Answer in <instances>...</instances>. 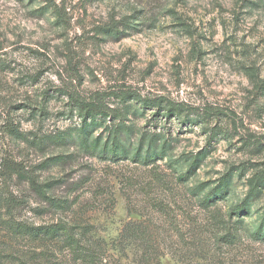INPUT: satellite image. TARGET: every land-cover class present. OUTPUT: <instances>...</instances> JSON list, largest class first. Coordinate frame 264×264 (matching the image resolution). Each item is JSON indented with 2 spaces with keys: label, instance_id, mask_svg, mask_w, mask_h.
Instances as JSON below:
<instances>
[{
  "label": "rangeland",
  "instance_id": "rangeland-1",
  "mask_svg": "<svg viewBox=\"0 0 264 264\" xmlns=\"http://www.w3.org/2000/svg\"><path fill=\"white\" fill-rule=\"evenodd\" d=\"M262 79L264 0H0V264H264V188L250 193L264 173ZM72 96L114 109L92 128L95 151ZM169 102L181 112L169 117ZM62 131L65 143L34 141ZM115 133L127 157L102 152ZM4 159L66 207L2 176ZM227 174L226 195L208 197ZM58 221L94 260L74 259L64 236L12 231Z\"/></svg>",
  "mask_w": 264,
  "mask_h": 264
},
{
  "label": "trees",
  "instance_id": "trees-1",
  "mask_svg": "<svg viewBox=\"0 0 264 264\" xmlns=\"http://www.w3.org/2000/svg\"><path fill=\"white\" fill-rule=\"evenodd\" d=\"M46 9H50L49 5ZM54 9L57 13L58 18H63L61 14V9L58 6H54ZM105 33L111 34L113 37L116 35H119L121 33L118 28H107L104 30ZM122 34V33H121ZM250 76H254L253 70H248L247 72ZM260 87L264 89V79L260 81ZM135 97H140L139 95H135ZM72 100L75 103V105L78 107L80 114L82 116V123L80 127L77 128V132L80 136L81 145L87 149L88 151H95L98 149V147L101 145L100 138L96 137L93 138L92 128H94L97 124V118L98 116H104V117H116L114 113V109L107 106L103 100L101 99H94L92 101H88L83 98H79L78 96H72ZM162 102V101H161ZM182 108L173 104L168 103L166 113L170 117L173 114H176L178 112H181ZM5 128H7V131L18 137V138H25V133L22 132V130L17 126L14 125V123L6 124ZM124 126L120 128V130L116 129V133L123 131ZM110 140V144L108 141L103 143L102 152L106 155H110L112 159H118L121 157V155H125L126 157L130 154L129 148H127L122 142L121 139H119V136L116 135ZM72 133L68 131H62L55 135H48L43 138H40L37 141V144L41 147L45 146L47 142H53V143H65L69 137H71ZM218 135V131L212 132L211 138H214ZM156 154V153H153ZM136 161H140L139 159L141 157V150H138L135 154ZM151 155V154H148ZM206 154L201 151L198 152L194 158L191 159L189 166L185 173L179 176L180 180H187L189 177H191L197 167L200 165V163L205 158ZM149 157V160L152 161L150 156H146L145 159ZM66 159L64 155H57L53 158H50L49 160L54 161H62ZM154 160V159H153ZM146 163V162H145ZM4 168L2 170V176L4 177H10L13 176L18 177L19 179H22L24 181H27V183L30 185L31 189L34 190L37 195H39L42 199L46 200L49 203V206L56 207V208H65L68 200H61L56 199L55 197L51 196L49 194V183L41 182L38 179V176L36 172L32 169H29L23 164L22 162H19L14 159H4V161L1 163ZM231 174L225 175L222 180L219 182L218 186L215 188H212L207 196L213 198L219 196L224 197L226 193L228 192L229 183L231 181ZM250 193L255 194L258 193L262 188H264V173H260L256 176H254L251 179L250 182ZM16 234L20 235H27L31 236L33 238H56L58 236H64L66 244L69 246L70 251L74 255V259L76 260H94L93 254L90 252V250L82 243L80 238L75 234L74 226H70L65 221H58L51 224H45V225H30L27 223H17L16 229L12 230Z\"/></svg>",
  "mask_w": 264,
  "mask_h": 264
}]
</instances>
